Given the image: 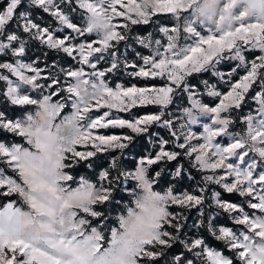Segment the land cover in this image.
<instances>
[{
	"label": "snow or ice",
	"instance_id": "snow-or-ice-1",
	"mask_svg": "<svg viewBox=\"0 0 264 264\" xmlns=\"http://www.w3.org/2000/svg\"><path fill=\"white\" fill-rule=\"evenodd\" d=\"M0 264H264V0H0Z\"/></svg>",
	"mask_w": 264,
	"mask_h": 264
},
{
	"label": "trees",
	"instance_id": "trees-1",
	"mask_svg": "<svg viewBox=\"0 0 264 264\" xmlns=\"http://www.w3.org/2000/svg\"><path fill=\"white\" fill-rule=\"evenodd\" d=\"M224 70H227V68H225ZM204 78H209L207 75H205V77ZM211 80H215V78L213 77V78H211ZM118 81H120V82H123V83H125V84H129V83H131L132 81L134 82V83H137L138 81L137 80H135V79H130V78H126V77H121L119 80H117L116 82H118ZM140 83H142V81H139ZM137 111H138V113L139 114H144V113H146V112H148V111H151V109L150 108H138V109H136ZM84 171H86V170H84ZM233 199H237V198H235V197H233Z\"/></svg>",
	"mask_w": 264,
	"mask_h": 264
},
{
	"label": "rangeland",
	"instance_id": "rangeland-1",
	"mask_svg": "<svg viewBox=\"0 0 264 264\" xmlns=\"http://www.w3.org/2000/svg\"><path fill=\"white\" fill-rule=\"evenodd\" d=\"M225 68H227V65H223V66H222V70H224ZM124 77L128 78L127 76H124ZM117 83H123V82L118 81ZM131 83H134V82L132 81ZM137 109H138V108H137ZM133 111H134V112H138L136 109H134Z\"/></svg>",
	"mask_w": 264,
	"mask_h": 264
}]
</instances>
